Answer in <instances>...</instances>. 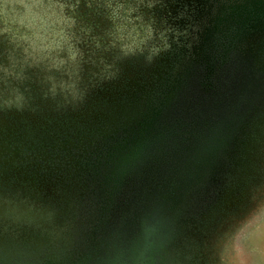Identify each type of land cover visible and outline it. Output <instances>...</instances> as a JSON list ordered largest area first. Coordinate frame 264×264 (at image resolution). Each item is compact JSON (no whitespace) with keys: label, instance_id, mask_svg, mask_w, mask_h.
Returning a JSON list of instances; mask_svg holds the SVG:
<instances>
[{"label":"rangeland","instance_id":"rangeland-1","mask_svg":"<svg viewBox=\"0 0 264 264\" xmlns=\"http://www.w3.org/2000/svg\"><path fill=\"white\" fill-rule=\"evenodd\" d=\"M229 10L242 100L217 198L170 247L125 214L121 251L93 182L130 178ZM0 264H264V0H0Z\"/></svg>","mask_w":264,"mask_h":264},{"label":"trees","instance_id":"trees-1","mask_svg":"<svg viewBox=\"0 0 264 264\" xmlns=\"http://www.w3.org/2000/svg\"><path fill=\"white\" fill-rule=\"evenodd\" d=\"M238 20L230 10L226 11L213 41H207L197 60L187 61L183 66L186 67L181 81L172 92L169 104L163 106L159 118L148 125L150 128L142 137L143 144L138 142L142 157L135 161L137 165L133 166L130 178L124 182H93V196L100 204L97 212L101 210V225L113 234L121 251L129 240L126 231L123 233L125 214L132 217L128 219L132 235H138L143 227L149 231L154 228L156 244L160 241V247H170L171 240L178 235L187 236L182 230L191 225V219L214 204L224 174L232 164L231 158L226 159L224 167L221 162L226 152L234 148L237 128L220 136L214 156L205 158L203 169L197 163L184 176L183 184L171 176H177L178 166L185 163L186 145L196 138L207 143L213 132L219 131L225 121L232 123L237 115L235 111L242 98L237 103L231 101L236 97L232 87L237 80L236 73L242 69L241 52H236L232 41L235 38L233 25L239 27ZM220 116L226 117L225 121H221ZM172 183L177 187L173 188ZM148 210L152 211V216H147Z\"/></svg>","mask_w":264,"mask_h":264},{"label":"water","instance_id":"water-1","mask_svg":"<svg viewBox=\"0 0 264 264\" xmlns=\"http://www.w3.org/2000/svg\"><path fill=\"white\" fill-rule=\"evenodd\" d=\"M221 121H225L226 117L220 116ZM233 123H230L229 120L225 121L222 125V128L219 131L213 132L211 135V139H209V141L207 143H204L202 141H198L197 138L194 139L193 141H191V143L189 145H186L185 150L186 152H189L188 150L191 151V154L194 155V157L196 158L195 160H197V163H199V167H202L203 169V163L205 158L209 157L211 154L214 156V153L217 152L216 150V145L219 144L217 143L220 136L227 135L230 133V130L234 127L232 125ZM187 148V149H186ZM212 156V157H213ZM190 163V162H189ZM187 161H185L183 168L185 170V173L187 175L188 172H191V168L194 166H196L197 163L192 161V164H189ZM173 184V183H172ZM181 184V183H180ZM183 184V183H182ZM177 187L176 184H173V188ZM172 188V189H173ZM149 216H152V211L148 210ZM154 229V228H153ZM153 229L151 230V233H154ZM153 231V232H152Z\"/></svg>","mask_w":264,"mask_h":264},{"label":"flooded vegetation","instance_id":"flooded-vegetation-1","mask_svg":"<svg viewBox=\"0 0 264 264\" xmlns=\"http://www.w3.org/2000/svg\"><path fill=\"white\" fill-rule=\"evenodd\" d=\"M239 21V20H238Z\"/></svg>","mask_w":264,"mask_h":264}]
</instances>
